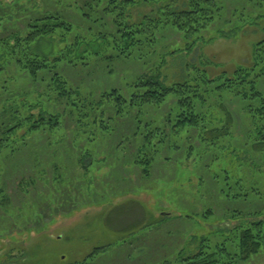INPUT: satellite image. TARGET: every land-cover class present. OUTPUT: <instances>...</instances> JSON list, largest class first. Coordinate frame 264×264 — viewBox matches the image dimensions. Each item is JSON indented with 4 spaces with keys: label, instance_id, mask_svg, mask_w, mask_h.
Here are the masks:
<instances>
[{
    "label": "trees",
    "instance_id": "trees-1",
    "mask_svg": "<svg viewBox=\"0 0 264 264\" xmlns=\"http://www.w3.org/2000/svg\"><path fill=\"white\" fill-rule=\"evenodd\" d=\"M42 2L72 9L83 23L75 26L59 12L49 10H33L27 15L25 7L14 5L16 0L9 4L0 1V174L7 155L17 157L26 150L37 155L42 151V135L63 131L66 120L74 125L75 147L80 140L94 142L93 148L116 133L118 118L132 123V132L126 135L136 138L131 163L144 176H149L157 155L165 150L178 151L194 130L199 145L189 144L186 159L195 158L199 164L208 160L204 166L210 168L213 184L231 205L240 201L260 205L245 213L232 208L229 218L241 216V220L237 218L239 222L229 228L213 230L194 255L183 258V264H245L264 255V184L248 183V172L236 164L230 168L227 159L236 158L247 171L256 167L255 174H261L255 160L257 154L264 159V37L254 45L252 63L236 67L231 74L211 76L205 63L188 65L186 74L170 83L162 74L165 55L190 52L197 43L210 41L215 35L237 37L248 26L261 25L264 33V0ZM139 5L152 8L134 16L131 9ZM14 14L25 16L26 23L23 29L5 32ZM172 32L180 34L182 46L160 52ZM54 36H59L63 47L50 54L40 53V42ZM126 60L142 64L153 61L144 71L129 77L132 79L123 85L124 90L104 89L96 93V98L73 87L61 73L63 66L74 70L89 67L92 62L98 67ZM19 80L24 83L21 87ZM231 99L237 100L249 116L245 138L239 140L248 157L241 161L233 119L225 106ZM112 110L114 113L108 115ZM81 152L79 163L90 156L91 149ZM116 152L117 156L123 153L122 149ZM219 161H223L221 167ZM200 179L198 191L204 178ZM4 200L0 194V203L6 204ZM203 213L206 216L210 210ZM99 251L95 248L90 255Z\"/></svg>",
    "mask_w": 264,
    "mask_h": 264
},
{
    "label": "rangeland",
    "instance_id": "rangeland-1",
    "mask_svg": "<svg viewBox=\"0 0 264 264\" xmlns=\"http://www.w3.org/2000/svg\"><path fill=\"white\" fill-rule=\"evenodd\" d=\"M0 1L9 4L14 0ZM16 4L25 7L29 15L33 10H49L59 12L75 26L83 23L75 11L62 5H46L42 0H16ZM151 8L139 5L131 11L138 16ZM24 18L14 14L5 32L23 29ZM263 37L261 25L248 26L237 37L215 35L210 41L197 43L190 52L165 55V82L181 79L188 65L204 63L211 76L231 74L236 67L252 63L254 45ZM166 38L160 52L182 46L180 34L172 32ZM62 47L59 36H54L41 41L37 49L50 54ZM152 61L142 64L126 60L98 67L92 62L89 67L74 70L63 66L61 73L73 87L96 98V93L104 89L124 90L123 85L152 65ZM18 84L24 85L21 80ZM225 106L233 119L232 130L237 151L242 152L238 155L241 161L248 157L239 140L245 138L249 116L237 100H227ZM166 109L167 106L162 110ZM113 113L114 110L107 112ZM115 127L116 133L104 143L93 148L94 142L85 144L79 140L75 147L74 125L66 120L63 131L42 135V151L37 155L26 150L23 155L5 157L0 174V194L6 201L0 203V264H139L147 257L156 258L154 264H183V258L194 255L203 238L211 237L213 230L229 228L239 222L237 218L241 220V216L229 218L232 208L244 213L258 209L259 202L231 205L213 184L211 171L204 166L208 160L202 165L195 158L186 159L189 144L199 145L194 130L178 151L165 150L157 155L149 176H144L131 163L136 138L126 135L132 132V123L118 118ZM86 148L91 149V154L79 163L78 155ZM119 149L121 156H117ZM227 159L230 168L236 164L248 172V183L264 184V159L260 154L255 160L260 164L259 175L255 174L256 167L247 171L236 158ZM90 161L94 163L87 166ZM217 163L219 167L223 165V161ZM200 177L204 179L198 191ZM207 210L210 214L202 216ZM95 248L100 251L91 256ZM245 264H264V255Z\"/></svg>",
    "mask_w": 264,
    "mask_h": 264
},
{
    "label": "crops",
    "instance_id": "crops-1",
    "mask_svg": "<svg viewBox=\"0 0 264 264\" xmlns=\"http://www.w3.org/2000/svg\"><path fill=\"white\" fill-rule=\"evenodd\" d=\"M157 238H160V237H157ZM145 258H143V261H141L139 264H154V260L156 259V258H154V257H147L146 259L148 260H144ZM140 261V260H139ZM151 261H153V263L151 262Z\"/></svg>",
    "mask_w": 264,
    "mask_h": 264
}]
</instances>
